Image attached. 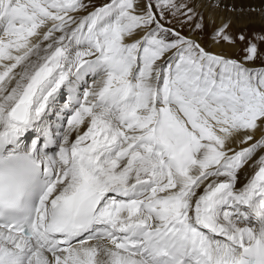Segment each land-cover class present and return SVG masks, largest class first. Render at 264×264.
Masks as SVG:
<instances>
[{"label": "snow or ice", "instance_id": "snow-or-ice-1", "mask_svg": "<svg viewBox=\"0 0 264 264\" xmlns=\"http://www.w3.org/2000/svg\"><path fill=\"white\" fill-rule=\"evenodd\" d=\"M221 7L0 0V264H264V31Z\"/></svg>", "mask_w": 264, "mask_h": 264}, {"label": "bare ground", "instance_id": "bare-ground-1", "mask_svg": "<svg viewBox=\"0 0 264 264\" xmlns=\"http://www.w3.org/2000/svg\"><path fill=\"white\" fill-rule=\"evenodd\" d=\"M198 2H201V0H198ZM203 2H207V0H203ZM222 2V7L223 5H228L229 7L231 6H235L237 8L243 7L245 9H247L249 6L254 7L256 9H260L261 7H264V4L259 3L258 5H256V0H221ZM219 8V9H215L213 12V15L216 18V24L218 25L219 23H221L222 20H227V19H231L232 20V28H238L241 26H246V25H250V24H259L260 25H264V18L261 17L259 11L252 13L250 15H239L238 13H231L227 10V8ZM216 26V25H213ZM211 44H209V46H206L205 44H203L208 50L210 51H214V52H223L224 54L228 55V56H232L231 54V50H233V53L236 50V46H230L228 44H222V45H216L214 42H211ZM252 67H264V66H258L256 64L250 65Z\"/></svg>", "mask_w": 264, "mask_h": 264}, {"label": "rangeland", "instance_id": "rangeland-1", "mask_svg": "<svg viewBox=\"0 0 264 264\" xmlns=\"http://www.w3.org/2000/svg\"><path fill=\"white\" fill-rule=\"evenodd\" d=\"M256 2H257L256 5H258L259 3L264 4V0H256ZM214 27L215 26L207 28L205 30V32L203 33V35H202L201 42L203 44H205L206 46H209V44H211L210 41L213 42L212 39H211V34H212V31H213ZM230 30H231V32L233 34H238L241 30H244L247 35L251 36L253 33H260L262 31H264V25H260L259 26V24H250V25H246V26L244 25V26H241V27L238 26L237 29L231 27ZM224 44H226V43H223V45ZM236 47L237 48H236L234 53H233V50L230 51L232 53L231 57L236 58V59H241L242 55H243V53L241 52V49L244 47V45H242L239 42H237ZM261 47H262V49H264V45H261ZM255 64L258 65V66H264V63H262L260 60H257L255 62Z\"/></svg>", "mask_w": 264, "mask_h": 264}]
</instances>
